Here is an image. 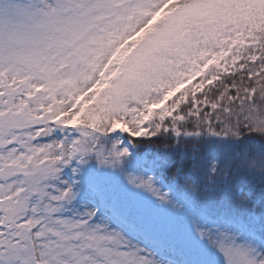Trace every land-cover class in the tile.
<instances>
[{"label":"snow or ice","instance_id":"6c2138e0","mask_svg":"<svg viewBox=\"0 0 264 264\" xmlns=\"http://www.w3.org/2000/svg\"><path fill=\"white\" fill-rule=\"evenodd\" d=\"M0 264H264V0H0Z\"/></svg>","mask_w":264,"mask_h":264}]
</instances>
